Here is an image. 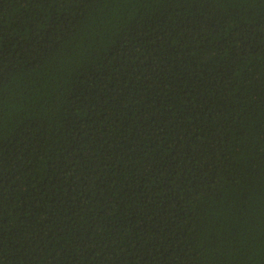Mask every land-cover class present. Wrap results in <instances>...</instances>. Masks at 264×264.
Listing matches in <instances>:
<instances>
[{
  "label": "trees",
  "instance_id": "obj_1",
  "mask_svg": "<svg viewBox=\"0 0 264 264\" xmlns=\"http://www.w3.org/2000/svg\"><path fill=\"white\" fill-rule=\"evenodd\" d=\"M0 264H264V0H0Z\"/></svg>",
  "mask_w": 264,
  "mask_h": 264
}]
</instances>
